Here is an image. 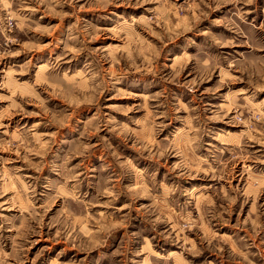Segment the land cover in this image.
Segmentation results:
<instances>
[{"label": "rangeland", "instance_id": "obj_1", "mask_svg": "<svg viewBox=\"0 0 264 264\" xmlns=\"http://www.w3.org/2000/svg\"><path fill=\"white\" fill-rule=\"evenodd\" d=\"M0 264H264V0H0Z\"/></svg>", "mask_w": 264, "mask_h": 264}]
</instances>
